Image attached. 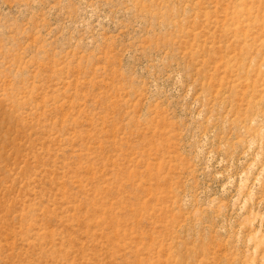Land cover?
Listing matches in <instances>:
<instances>
[{
	"label": "rangeland",
	"instance_id": "obj_1",
	"mask_svg": "<svg viewBox=\"0 0 264 264\" xmlns=\"http://www.w3.org/2000/svg\"><path fill=\"white\" fill-rule=\"evenodd\" d=\"M0 264H264V0H0Z\"/></svg>",
	"mask_w": 264,
	"mask_h": 264
}]
</instances>
